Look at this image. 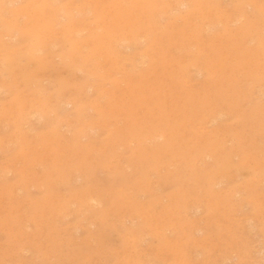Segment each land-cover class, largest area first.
<instances>
[{"label": "rangeland", "instance_id": "rangeland-1", "mask_svg": "<svg viewBox=\"0 0 264 264\" xmlns=\"http://www.w3.org/2000/svg\"><path fill=\"white\" fill-rule=\"evenodd\" d=\"M0 264H264V0H0Z\"/></svg>", "mask_w": 264, "mask_h": 264}, {"label": "bare ground", "instance_id": "bare-ground-1", "mask_svg": "<svg viewBox=\"0 0 264 264\" xmlns=\"http://www.w3.org/2000/svg\"><path fill=\"white\" fill-rule=\"evenodd\" d=\"M91 117V116H90ZM9 130V129H8ZM230 131V130H229ZM248 154V153H247ZM246 155V154H245ZM201 156V155H200ZM111 161V160H110ZM113 161V160H112ZM236 170V169H235ZM255 180V179H254ZM160 181V180H159ZM219 185V184H218ZM216 186V185H215ZM136 221V220H135ZM244 243V242H243ZM246 245V244H245ZM261 248V247H260ZM230 253V252H229ZM225 254V253H224ZM218 260V259H217Z\"/></svg>", "mask_w": 264, "mask_h": 264}]
</instances>
